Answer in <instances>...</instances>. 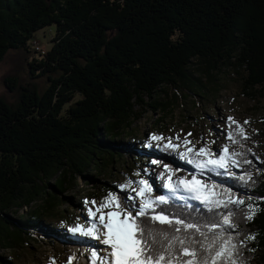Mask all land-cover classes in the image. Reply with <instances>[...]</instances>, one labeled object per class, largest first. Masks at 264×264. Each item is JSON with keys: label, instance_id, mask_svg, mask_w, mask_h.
Here are the masks:
<instances>
[{"label": "trees", "instance_id": "1", "mask_svg": "<svg viewBox=\"0 0 264 264\" xmlns=\"http://www.w3.org/2000/svg\"><path fill=\"white\" fill-rule=\"evenodd\" d=\"M53 23L52 48L28 62L34 33ZM12 51L27 61L30 80L23 84L7 77L17 100L0 97V246L7 249L43 233L45 213L63 203L73 180L91 167L104 172L131 154L134 145L118 137L148 108H168L155 98L164 86H192V94L202 89L194 59L204 63L206 83L215 78L214 70L233 67L244 71L246 96H264V0H0V63ZM41 77L42 91L35 81ZM261 124L253 138L236 136L242 146L234 144L233 152L243 155L237 157L241 166L228 170L235 176L222 169L219 175H197L217 191L231 189L245 205L256 206L253 220L238 219L239 239L256 236L246 242L244 264H264V162L248 151L253 140L264 142V117ZM153 153L169 159L174 169H190ZM133 157L136 162L146 156ZM245 172L252 180L239 179ZM36 200L41 204L28 216L9 217L10 210ZM245 205L239 207L247 211ZM9 263L0 258V264Z\"/></svg>", "mask_w": 264, "mask_h": 264}, {"label": "rangeland", "instance_id": "2", "mask_svg": "<svg viewBox=\"0 0 264 264\" xmlns=\"http://www.w3.org/2000/svg\"><path fill=\"white\" fill-rule=\"evenodd\" d=\"M56 25L40 29L34 33V39L40 44V51L30 52L27 61L41 59L52 48L53 37L56 32ZM27 61L20 53L12 51L0 63V97L14 103L17 100V92L10 91L7 77H12L26 83L30 80V69ZM193 73L197 78H202V89L197 95L190 93L192 86L179 85L178 87H163V91L156 95L157 102L169 103L168 108L162 110H152L148 108L139 120L133 123L119 141L132 143L134 145L130 155L125 154L119 161H114L104 172L90 168L85 172V177H78L73 180L71 187L62 195L63 203L53 209L50 213H45L44 223L47 225L41 235H36L26 243L7 249L0 246V258L10 260L9 264H50V258H56V264H68V258L75 256L72 264H90V253L93 248L102 251L107 248L100 241L91 237L73 233L71 229L79 224L88 226L92 220L89 209L101 204L107 194L111 192L105 187L112 188L120 192L119 186L129 181H139L148 179L150 182L155 177L158 185L166 184L167 177L172 174L173 181L187 177L191 179L194 175H200V170L189 164V170L174 169L171 161L160 155L171 156L172 159L186 163L180 153L186 151L187 147H194V152L200 147L209 145L213 150L218 146L229 144V150L234 151L235 145L227 139L230 130L228 117H233L244 126L249 138H253L256 133L263 128L261 118L264 117V96L251 99L243 92V70H236L233 67H220L214 70L215 78L210 83L203 75L204 63L194 59ZM37 84L42 91L45 88V77L37 78ZM219 89V90H218ZM218 90V91H217ZM147 102L149 99L145 97ZM139 110V107L136 106ZM250 123L244 124V121ZM188 133H191L189 136ZM162 136L163 139L156 141L153 136ZM180 137L177 140V137ZM169 139L173 144H179L178 149H172L169 155L165 149ZM191 141L185 145L184 140ZM215 141V143H213ZM251 152L259 157L257 162H264V142L263 139L253 140L250 144ZM140 153L145 155L142 160L134 161V155ZM219 154V153H217ZM194 155V153H193ZM152 161H157L153 164ZM168 166V169L165 168ZM171 170V172L169 171ZM93 178H90V177ZM52 185L55 179L50 181ZM132 187H137L133 184ZM166 188L157 189L153 196L161 195ZM91 201H96L92 205ZM41 204L36 200L31 206L14 208L8 212L9 217L20 220L21 217L28 216L37 205ZM108 211V209H104Z\"/></svg>", "mask_w": 264, "mask_h": 264}, {"label": "snow or ice", "instance_id": "3", "mask_svg": "<svg viewBox=\"0 0 264 264\" xmlns=\"http://www.w3.org/2000/svg\"><path fill=\"white\" fill-rule=\"evenodd\" d=\"M228 121L230 128L235 125V131L227 134L232 144H241L237 135L242 140L249 139L239 121L233 117H228ZM248 123L244 121V124ZM152 139L159 141L163 137L156 135ZM184 144L187 146L191 141L185 139ZM165 147L178 149L180 145L169 139ZM229 147L225 144L213 150L206 144L195 152L194 147H187L180 155L201 172L219 175L218 170L222 169L225 174L235 176L228 170L241 166L237 157L243 153L230 152ZM242 163L251 164L252 161ZM153 176L151 182L140 179L120 185V193L107 194L101 204L89 209L92 220L88 226L79 224L71 229L73 233L91 237L107 246L102 251L92 249L90 264H244L243 249L246 242L255 240L256 236L245 234L244 239H239L238 219L253 220L256 206L245 205V201L235 196L231 189L217 191V185L208 184L195 175L191 179L184 177L173 181L172 174H169L164 185L156 184L159 177ZM239 179L247 182L252 176L245 172ZM133 184L137 187H132ZM162 188H166L170 195H152ZM91 203L96 205V201ZM241 205H245L247 211L241 209ZM189 208L192 209L190 213L187 212ZM74 259L75 256H70L68 264ZM50 264H56L55 257L50 258Z\"/></svg>", "mask_w": 264, "mask_h": 264}, {"label": "built area", "instance_id": "4", "mask_svg": "<svg viewBox=\"0 0 264 264\" xmlns=\"http://www.w3.org/2000/svg\"><path fill=\"white\" fill-rule=\"evenodd\" d=\"M30 44H31L30 46H31L33 52H37L38 50L40 51V44H39L38 40L33 39L30 42ZM40 57L44 58V55L43 56H40Z\"/></svg>", "mask_w": 264, "mask_h": 264}]
</instances>
